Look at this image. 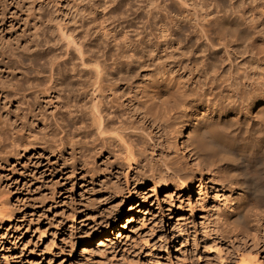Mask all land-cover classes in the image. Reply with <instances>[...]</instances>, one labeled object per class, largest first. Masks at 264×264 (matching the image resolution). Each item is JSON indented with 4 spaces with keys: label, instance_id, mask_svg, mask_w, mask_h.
Masks as SVG:
<instances>
[{
    "label": "rangeland",
    "instance_id": "374dc122",
    "mask_svg": "<svg viewBox=\"0 0 264 264\" xmlns=\"http://www.w3.org/2000/svg\"><path fill=\"white\" fill-rule=\"evenodd\" d=\"M166 1L171 5L169 20L185 13L204 16L219 8L244 11L254 21L241 40L237 37L242 34L233 36L238 39L236 45L240 48L251 41L263 51L257 55L262 59L264 0ZM147 5V0H0V206L4 211L0 215V264H241L243 257L250 264H264L263 217L257 216L261 219L257 238L220 227L221 211L232 206L229 190L223 186L233 185L234 178L225 169L217 174L196 161L183 143L188 129L182 135L176 133V143H169L167 149L168 160L184 168H180L187 178L183 183L164 167V180L146 176L137 181L131 169L134 165L120 167L119 172L114 162L117 153L104 159L89 154L91 145L84 133L88 127L83 126L89 96L86 66L91 58L101 59L109 50L102 57L111 58L119 47L135 46L137 20L146 19ZM183 25L180 43L187 41L190 32L188 44L200 46L191 32L194 27ZM254 26L259 30L253 32ZM243 28H239L241 33ZM155 31L150 37L157 45H178L174 35L164 38ZM65 36L72 39V45ZM116 53L112 58L119 59ZM248 114L241 119L253 117ZM61 126L68 127L67 137ZM108 159L112 165L107 166ZM113 178L120 191L113 190L117 188Z\"/></svg>",
    "mask_w": 264,
    "mask_h": 264
},
{
    "label": "bare ground",
    "instance_id": "6f19581e",
    "mask_svg": "<svg viewBox=\"0 0 264 264\" xmlns=\"http://www.w3.org/2000/svg\"><path fill=\"white\" fill-rule=\"evenodd\" d=\"M147 1L146 19L140 20L139 18L137 20L139 24L135 30L137 31L136 45L132 44L126 48L115 46L118 49H113L119 54L116 53L117 56H120L117 57L119 59L112 58L116 51L111 53L112 55L109 53L112 59L107 58L109 57L107 55V57H102L105 53L110 52V48H108L109 51L105 48L107 52L99 56L101 59H98L97 56L96 58L90 57L89 63L87 61L89 96L88 102H86L88 103L87 116L84 114L87 117V124L82 123L83 126L87 125L86 127H88V131L84 133H87L91 145L89 154L94 152L100 156V159H104L105 155L117 153L116 156H119V159L116 157L117 160H114L117 162H114L118 166L119 172L120 167L130 169L134 165L131 169L134 171L137 181H142L146 176L155 180H164V177L162 179L164 173L161 174L164 170L161 167H164L166 168L164 171L168 170L171 175L181 181L180 183H183L182 181L185 182L187 178L182 176L180 168H184L175 167L173 165L175 160L171 159L174 156H169L171 157L170 161H173L171 163L168 160L167 151L169 143H176L174 139L176 133L182 135L183 129L186 128L188 133L183 143L190 147L192 154L197 159L195 160L203 162L205 168L209 167L217 174L225 169L229 172L228 175L234 178L233 185L231 183L223 186L229 190L228 200L232 206L228 210L221 209L220 216L223 224L220 227H224V229L227 227L232 232L235 230V234L257 238L261 227L259 221L261 219L264 221V54L262 59L258 57L263 51L252 45L251 41L242 42L245 44H241L242 46L239 44L240 48L236 45L238 39L241 40L246 31L251 30L254 18L247 17L243 13L244 11L235 13L229 9L219 8L204 16L201 14L197 16L196 12H194L195 15L190 13L194 16L185 13L178 18L174 17L176 19L169 20L170 2L167 3L166 0ZM250 12L252 13V9ZM168 20L169 23H172L171 29ZM189 23L192 28L194 27L190 31L195 34L194 36H197L196 39L199 41L198 43H201L200 46H192L193 43L188 44L191 42L188 39L190 32H187L189 35L185 36L187 41L184 44L180 43L178 39L179 34L183 32V24ZM241 25L244 27V30L240 29L243 30L242 33L239 31ZM155 29L160 37L170 36L173 39L172 35H174V40L178 45L173 46L172 42H165V44L163 42V46L157 45L150 37H154ZM255 29L254 26L252 31L259 30ZM236 33L242 34L239 35L240 38L233 37ZM145 36L149 37L145 40ZM159 36L156 38L158 39ZM66 38L67 36H65ZM68 40L71 43L72 39ZM82 48L80 47V49ZM76 49L78 48L76 47ZM113 49L111 50L113 51ZM15 69L18 70V68ZM8 82L10 84L11 81ZM200 107L204 108L201 112L198 111ZM188 111L197 114L189 115ZM250 112L253 115L251 119L249 116L241 119L243 115L250 114ZM237 115H239L238 118ZM67 128L62 127L61 132L65 133ZM2 134L3 131L2 133L0 131V137L3 136ZM65 134L67 137L68 133ZM181 137L183 138V136ZM89 154L88 157L91 155ZM94 154L92 153L93 157H95ZM93 157L90 158V161L94 159ZM112 161L109 160L107 166L110 163L112 165ZM221 162L226 165L222 167ZM102 164L104 165V163ZM93 169L96 171L98 168L92 167ZM100 169L105 170L104 167H99ZM125 171L123 172L124 182H127L128 173ZM94 173L90 176L93 177ZM224 175L227 179L226 173ZM106 179L109 180L108 177ZM222 179L224 180V177ZM111 180L115 184V178ZM110 182L108 184L113 183ZM114 184L109 185L112 187L111 189L114 188ZM127 184L125 183L126 186ZM120 187L113 190L117 191ZM107 188H103V190H107ZM108 191H111L110 188ZM1 208L2 206H0V215L4 212ZM225 208L223 207V209ZM257 216L263 218L258 220ZM248 259L240 258L241 264H250V259Z\"/></svg>",
    "mask_w": 264,
    "mask_h": 264
}]
</instances>
